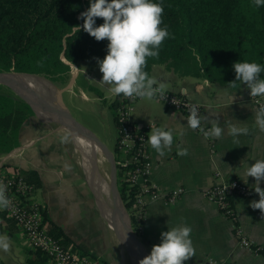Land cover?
<instances>
[{
  "label": "crops",
  "instance_id": "0c3cea01",
  "mask_svg": "<svg viewBox=\"0 0 264 264\" xmlns=\"http://www.w3.org/2000/svg\"><path fill=\"white\" fill-rule=\"evenodd\" d=\"M67 63L71 75L68 82L57 89L61 97L60 105L53 104L55 96L48 99L55 108L70 114L62 97L75 88L82 69ZM88 63L90 67L98 65L97 59ZM150 77L155 78V86L162 83L165 91L184 94L188 100L199 104L205 117L204 124L211 127L213 122L218 121L224 133L220 138L205 137L187 125L186 114L168 108L156 98L139 97L133 103L131 118L138 126L147 128L148 133L151 123L154 127L174 129V143L163 155L148 143L152 159L151 181L164 190H185L184 195L174 203L160 199L146 207L143 230L139 235L135 233L146 256L154 244L160 243L162 231L188 224L192 227L190 235L196 255L185 261L186 264H210L212 260L229 264H264V255H256L239 244L234 234L235 221L204 195V191L215 182V173H220L223 179L242 180L235 172L242 176L248 162L254 163L251 159L264 158V131L255 124L259 106L253 101L246 82L238 89L223 86L211 82L202 74L185 75L167 68L165 64L154 65ZM88 79L93 80L91 74ZM109 91L108 97L99 94L94 100L105 103L106 110L108 105L114 110L112 116L117 131L114 151L101 136L87 129L108 152L103 154L98 147L91 146L94 153L89 154V162L85 155L79 153L72 134L48 115L37 112L22 128L19 147L9 154H0V168L17 172L36 186L33 200L43 205L52 234L63 237L66 245L105 264H139L137 252L127 237L128 209L127 213L121 210L117 214L112 201L109 156L112 155L115 160L117 154L116 116L119 101L125 96ZM257 97L264 101V95ZM230 124L247 126L249 131L238 134V139L234 140L229 134ZM183 149H187L186 154H183ZM242 161L244 167H240ZM116 174L120 193L117 167ZM254 182L255 178L250 177L247 184L251 186ZM261 187H264V181ZM254 199H259V195L252 198L235 196L231 198V204L237 223L247 238L264 246V212L250 206ZM55 227L57 231H53ZM0 235H6L9 242L7 250L0 248V260L4 264H38L34 263L35 252L28 247L23 232L8 219L1 207Z\"/></svg>",
  "mask_w": 264,
  "mask_h": 264
},
{
  "label": "trees",
  "instance_id": "16d2710c",
  "mask_svg": "<svg viewBox=\"0 0 264 264\" xmlns=\"http://www.w3.org/2000/svg\"><path fill=\"white\" fill-rule=\"evenodd\" d=\"M157 2L164 6L161 26L167 25L171 35L160 45L159 56L147 57L144 70L149 76L154 65L165 64L229 86L236 78L235 61L264 64V6L257 8L253 0ZM89 6V0H0V73L39 75L66 84L71 70L67 62L79 66L103 58L107 38L98 41L82 27L80 13ZM100 23L103 18H97ZM75 25H81L80 31ZM33 115L18 95L0 89V154L19 147L21 130ZM120 181L121 197L130 209L135 186L121 176ZM34 255V263L46 264L43 253Z\"/></svg>",
  "mask_w": 264,
  "mask_h": 264
},
{
  "label": "clouds",
  "instance_id": "9594fccd",
  "mask_svg": "<svg viewBox=\"0 0 264 264\" xmlns=\"http://www.w3.org/2000/svg\"><path fill=\"white\" fill-rule=\"evenodd\" d=\"M89 3L90 6L80 13L84 21L83 30L98 41L105 38L108 40L106 55L97 58L103 74L101 81L112 86L110 90L114 94L122 93L126 97L149 99L163 97L164 85L161 83L155 86V78L150 77L144 70L147 57L159 56L160 45L171 35L167 25L161 26L163 3L157 0H89ZM253 3L257 8L264 6V0H253ZM97 18H103V23L97 24ZM74 27H78L80 31L81 25ZM233 68L236 78L230 81L231 87L238 89L246 82L251 97L264 95V77L261 76V73H264V64L254 60H238L233 63ZM203 119L205 117L200 115L198 108L193 105L187 116V125L192 129L200 128L205 137L220 138L223 135L224 129L218 121L204 130L201 127ZM255 124L264 131V107L256 110ZM248 131L247 126L229 125V134L234 140L238 139V134H246ZM149 133L148 143L161 155L174 143L172 128L154 127L151 123ZM182 151L183 154L187 153V149ZM251 160H254V163L248 162L247 167H244L245 160L242 161V176L233 172L245 183H248L250 177L255 178L251 188L259 195V199L252 200L250 206L264 212V187H261L264 181V158ZM9 203L4 186L0 185V207H6ZM191 232L192 227L188 224L168 227V230L162 231L160 243L154 244L150 254L141 259L139 264H185V261L196 255ZM124 238L127 239L125 235ZM0 248H9L6 235H0Z\"/></svg>",
  "mask_w": 264,
  "mask_h": 264
},
{
  "label": "built area",
  "instance_id": "2783aa9c",
  "mask_svg": "<svg viewBox=\"0 0 264 264\" xmlns=\"http://www.w3.org/2000/svg\"><path fill=\"white\" fill-rule=\"evenodd\" d=\"M138 98L125 96L119 101L117 154H115L117 172L123 180L135 186L132 206L128 209V214L137 235L143 230L146 207L150 202L162 199L174 203L185 193L182 188L164 190L150 179L152 159L148 150V129L138 126L131 118L132 105ZM156 99L168 108L187 116L191 107L195 105L199 114L203 116L202 107L188 100L184 94H174L164 90V96ZM252 99L259 108L264 107V101L259 97ZM201 127L204 130L210 128L204 124V120L201 122ZM196 130L204 135L200 128ZM214 178L215 182L204 191V195L227 217L235 221L234 234L239 244L256 255H264V246L248 239L237 223L235 210L231 204L232 197L252 198L258 194L239 178L223 179L218 172L215 173ZM0 185L4 186L5 195L10 201L8 206L1 207L2 211L23 232L28 247L46 256V264H105L88 253L66 245L63 237L52 234L43 205L33 200L36 186L21 174L0 168ZM210 264L229 263L212 260Z\"/></svg>",
  "mask_w": 264,
  "mask_h": 264
},
{
  "label": "rangeland",
  "instance_id": "374dc122",
  "mask_svg": "<svg viewBox=\"0 0 264 264\" xmlns=\"http://www.w3.org/2000/svg\"><path fill=\"white\" fill-rule=\"evenodd\" d=\"M79 68L82 70L78 73L80 75L75 88L70 92H66L62 97V101L69 108V112L75 121L81 123L84 128L89 129L101 136L104 142L107 143V146L112 151H114L117 139V131L113 123L114 120L112 116L114 110L112 108H108L109 105L107 106L106 110L105 103L94 100L99 96V94H103L108 97L111 93L109 89L112 86L101 81L103 74L99 69V64L95 67H90L89 63L87 64L86 62L81 63ZM89 74L92 75L93 80L88 79ZM39 77L49 81L56 90L60 89V87L64 85V83L61 81L54 82L43 76ZM0 89L5 92L9 91L8 88L2 85L0 86ZM83 95H85L87 98H84ZM118 180V187L120 190V176H118ZM123 204L126 207L124 200Z\"/></svg>",
  "mask_w": 264,
  "mask_h": 264
},
{
  "label": "water",
  "instance_id": "95a60500",
  "mask_svg": "<svg viewBox=\"0 0 264 264\" xmlns=\"http://www.w3.org/2000/svg\"><path fill=\"white\" fill-rule=\"evenodd\" d=\"M64 60V56L62 57ZM23 75V76H32V74H21V73H0V85L5 86L10 91L14 92L18 95L21 99H23L26 103H28L31 108L33 109L34 113L41 112L43 114L48 115L55 123L60 124L65 130H67L73 136V141L77 146V149L80 154L86 156L88 161L90 162L91 155L94 152L91 150V146L98 147L103 154H108L103 144H101L94 135L91 134L86 128L80 125L77 121H75L70 114L63 111L62 109H57L53 106L51 101L49 102L48 98H41L37 91L29 88L19 82H16L12 79L13 75ZM37 76V75H35ZM42 89H45L42 87ZM111 154V153H109ZM112 165V178H111V195L112 201L114 205V209L116 210L117 214L121 210L126 212L127 208L124 206L120 193L117 188V174H116V165L113 156H109ZM87 161V162H88ZM102 199V198H101ZM104 201V199H102ZM127 213V212H126ZM128 215V222L129 227L127 228V237L129 238V244L134 247L135 251L137 252L139 262L146 256V252L143 248V245L139 238H137L131 220Z\"/></svg>",
  "mask_w": 264,
  "mask_h": 264
},
{
  "label": "bare ground",
  "instance_id": "6f19581e",
  "mask_svg": "<svg viewBox=\"0 0 264 264\" xmlns=\"http://www.w3.org/2000/svg\"><path fill=\"white\" fill-rule=\"evenodd\" d=\"M12 79L15 80L16 82H19V83H21V84H23V85H25V86H27L29 88H32L33 90L37 91V93L39 94V96L42 99L43 98H49V97L53 98V96H55L53 98L55 100H52L53 101V104L55 106H59L60 105V103H61V97L59 95V91L56 90L54 88V86L49 81L45 80L44 78H41L38 75L37 76H35V75H32V76H26L25 75V76H23V75H16V74H14L13 77H12ZM42 87H44L45 89H42ZM56 96H57V98H56ZM106 167H108V166H106Z\"/></svg>",
  "mask_w": 264,
  "mask_h": 264
}]
</instances>
